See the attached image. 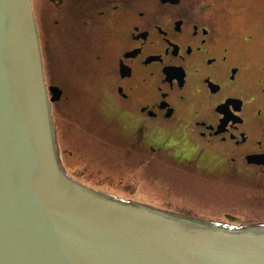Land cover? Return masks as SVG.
Wrapping results in <instances>:
<instances>
[{"label": "flooded vegetation", "instance_id": "af4514ba", "mask_svg": "<svg viewBox=\"0 0 264 264\" xmlns=\"http://www.w3.org/2000/svg\"><path fill=\"white\" fill-rule=\"evenodd\" d=\"M247 1L31 0L49 98L51 86L66 98L54 74L60 56L77 59V93L96 95L77 111V127L98 170L119 177L105 185L155 193L161 182L171 194H213L221 180L264 177V27L219 22L228 19L224 3L237 2L244 23Z\"/></svg>", "mask_w": 264, "mask_h": 264}, {"label": "water", "instance_id": "95a60500", "mask_svg": "<svg viewBox=\"0 0 264 264\" xmlns=\"http://www.w3.org/2000/svg\"><path fill=\"white\" fill-rule=\"evenodd\" d=\"M49 90L31 0H0V264H264V223L200 220L72 183L51 114L63 91Z\"/></svg>", "mask_w": 264, "mask_h": 264}, {"label": "rangeland", "instance_id": "374dc122", "mask_svg": "<svg viewBox=\"0 0 264 264\" xmlns=\"http://www.w3.org/2000/svg\"><path fill=\"white\" fill-rule=\"evenodd\" d=\"M247 2L251 6L248 10L249 12L244 13V23L240 22L235 16L234 9L236 10L239 5L237 2L224 3L229 7L228 19L222 21V15H219V22L224 26L229 24V27L233 29L241 28L247 31L253 30L255 27H264V0H251ZM39 46H41L40 43ZM40 54L43 58L44 54L42 48L40 49ZM74 55L75 54H72L71 58L74 57ZM62 59V56H60L59 66L55 64L54 74L55 76L57 74L61 78L60 84L66 89V98H64L63 95L61 99L62 102L59 100L51 104V114L53 130L57 136L60 160L65 170L68 172L69 177L76 181L79 180V182L87 184V186L89 185L95 189L102 190L107 194L123 199L129 198L157 209L200 220L230 223L225 219V215L230 214L237 217L239 220L233 223L237 226L264 223V177L256 176L254 173H244L241 179L236 183H224V181L221 180V184L216 188L217 190L212 191L213 194L208 192L210 190H202L201 192H193L192 194L179 191L178 193L171 194L170 190H166V187H164L163 184L161 185V182H158L159 184L152 187V190L155 188V193L146 191L131 193L105 185L107 184L105 183L106 176H111V178L119 177L116 174L112 176L109 172L102 173L98 170V166L94 163L96 161L93 160L95 156L91 150V141H85L80 137V133L86 130L84 127L81 129L77 127V111L81 108L83 109L88 104L93 106L96 95L85 96L86 94L77 93V59L69 61H62ZM67 59H70V57ZM48 67L49 65L46 64V60L43 58L44 75L49 82L48 73L50 70ZM51 67H53L52 64ZM51 73L53 72L51 71ZM89 75L93 76L91 73H89ZM50 79L52 82L56 81L53 75H50ZM57 81L59 83L58 79ZM79 82L84 84L82 81ZM67 89L69 90L68 92ZM98 97L102 100V103H100L102 107L101 110L106 112L110 110L111 107L106 95L98 94ZM88 98H90V101ZM87 99L89 102H87ZM86 102L87 105L83 107ZM95 105H97V102ZM98 146L100 147V145ZM107 147L108 146H104V148ZM85 168L88 169L87 172L84 171ZM93 170L97 172L95 178L92 177ZM69 177L67 176L70 181L74 182ZM256 177H258V179ZM102 184H104V186ZM186 185L187 184L184 186ZM190 189L200 191L203 189V186L200 184L199 187H191ZM218 191L219 193H217ZM166 205L170 207H162Z\"/></svg>", "mask_w": 264, "mask_h": 264}]
</instances>
